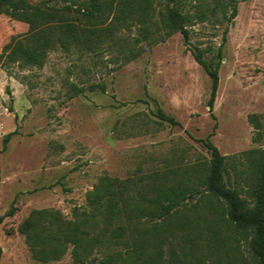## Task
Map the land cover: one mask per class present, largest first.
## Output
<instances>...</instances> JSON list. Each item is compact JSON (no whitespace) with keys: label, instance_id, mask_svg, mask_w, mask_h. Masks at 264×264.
Wrapping results in <instances>:
<instances>
[{"label":"rangeland","instance_id":"rangeland-1","mask_svg":"<svg viewBox=\"0 0 264 264\" xmlns=\"http://www.w3.org/2000/svg\"><path fill=\"white\" fill-rule=\"evenodd\" d=\"M27 27L0 14V53ZM137 35L132 27L94 50H52L42 67L0 60V264H78L70 248L59 260L32 258L18 230L32 209H57L71 219L104 174L135 179L168 172L171 182L196 184L210 159L205 140L227 157L229 178L246 195L250 160L244 152L264 146V132L254 124H264V0L240 1L229 24L195 23L187 42L178 32L159 41L136 42ZM220 44L209 111L211 80L192 51ZM205 211L202 203L189 211L195 232L217 243L222 259L246 256L245 239L232 228L209 227L202 218L196 223V213Z\"/></svg>","mask_w":264,"mask_h":264},{"label":"trees","instance_id":"trees-1","mask_svg":"<svg viewBox=\"0 0 264 264\" xmlns=\"http://www.w3.org/2000/svg\"><path fill=\"white\" fill-rule=\"evenodd\" d=\"M240 1L247 0H0V14L28 26L3 46L0 60L42 67L52 50H94L132 27L138 32L136 42L159 41L176 32L187 42L197 22L231 23ZM192 55L211 80L207 105L212 111L222 44L216 50L196 48ZM158 115L178 124L172 116ZM254 124L264 132V124ZM205 146L210 159L198 170L196 184L184 178L171 182L168 172L135 179L104 174L86 192V206L76 208L71 219L57 209H32L18 226L32 258L59 260L70 248L78 264H264V146L244 152L250 160L246 195L231 182L227 157L210 140ZM188 170L183 172L187 176ZM195 195L196 202L187 206ZM200 203L207 211L196 213V223L202 218L209 227L222 222L232 228L245 239L246 256L222 259L216 255L217 243L195 232L189 211Z\"/></svg>","mask_w":264,"mask_h":264}]
</instances>
